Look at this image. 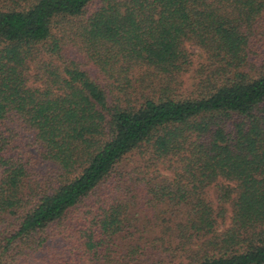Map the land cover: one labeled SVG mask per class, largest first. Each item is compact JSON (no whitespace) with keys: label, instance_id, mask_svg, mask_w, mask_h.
Segmentation results:
<instances>
[{"label":"trees","instance_id":"trees-1","mask_svg":"<svg viewBox=\"0 0 264 264\" xmlns=\"http://www.w3.org/2000/svg\"><path fill=\"white\" fill-rule=\"evenodd\" d=\"M0 264H264V0H0Z\"/></svg>","mask_w":264,"mask_h":264},{"label":"rangeland","instance_id":"rangeland-1","mask_svg":"<svg viewBox=\"0 0 264 264\" xmlns=\"http://www.w3.org/2000/svg\"><path fill=\"white\" fill-rule=\"evenodd\" d=\"M186 82H187V77H186ZM187 84H188V85L191 84V81H188Z\"/></svg>","mask_w":264,"mask_h":264}]
</instances>
